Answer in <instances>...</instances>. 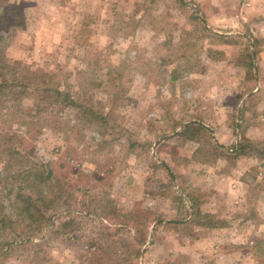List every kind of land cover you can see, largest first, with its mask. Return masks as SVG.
Instances as JSON below:
<instances>
[{"label": "rangeland", "instance_id": "obj_1", "mask_svg": "<svg viewBox=\"0 0 264 264\" xmlns=\"http://www.w3.org/2000/svg\"><path fill=\"white\" fill-rule=\"evenodd\" d=\"M248 1L0 0V73L16 86L0 97V202L19 184L7 146L47 164L61 197L33 240L1 235L0 264H219L228 220L189 203L219 198V167L248 161L239 174L262 181L264 2ZM39 72L75 105L24 91Z\"/></svg>", "mask_w": 264, "mask_h": 264}, {"label": "crops", "instance_id": "obj_2", "mask_svg": "<svg viewBox=\"0 0 264 264\" xmlns=\"http://www.w3.org/2000/svg\"><path fill=\"white\" fill-rule=\"evenodd\" d=\"M262 2L264 0H249L247 5L255 12H260V8L256 5ZM262 57L264 58V53ZM255 86L252 94L259 91V86ZM251 98L249 97L247 102H251ZM250 119L249 116L248 121ZM233 125L230 126V130L227 129L231 137L250 138L255 134L253 126L246 125L240 132L238 126ZM257 131L260 132L258 128ZM219 163L222 167L224 166V163ZM244 163H238L237 170H235L237 173L233 177L228 176V173L219 167L221 172H219V198L217 200L210 199L208 203L209 198H207L196 208L194 206L196 204L189 203L190 208L198 215L219 214L220 220H228V224H220L219 231L213 233L219 242V264H264V173L259 176L262 181H257L255 186L247 183L242 177L243 174L239 173L253 165L248 161ZM243 165L246 167L244 166V169L239 171ZM257 168L264 171V163H259Z\"/></svg>", "mask_w": 264, "mask_h": 264}, {"label": "trees", "instance_id": "obj_3", "mask_svg": "<svg viewBox=\"0 0 264 264\" xmlns=\"http://www.w3.org/2000/svg\"><path fill=\"white\" fill-rule=\"evenodd\" d=\"M39 73L42 80L41 89L23 86L22 89L24 91H39L40 93L52 94L47 97L63 103L64 106L75 105L69 90L62 91L57 87L49 88L45 81L46 75ZM6 89L16 90V86H13V84L8 85L0 73V97L4 96ZM233 126L237 127L238 125ZM233 148L239 154L245 152L243 150L245 149L244 146L240 145V143ZM4 151L9 155L7 168L14 166L17 169L11 174V178L15 183L19 182L16 191L10 190L11 192L8 195L10 198L9 205L5 206L3 202H0V237L2 235L4 240H9L3 245L11 249L15 244V240H19L20 237L25 242L26 239L31 241L46 228L53 226V221L51 223L52 213L57 210L61 197L60 191L57 192V190L53 189L56 187V181L47 164L38 163L33 157L22 161L19 158H23L24 155L21 154L18 148L16 149L12 146H7ZM194 206L195 208L197 207V205Z\"/></svg>", "mask_w": 264, "mask_h": 264}]
</instances>
